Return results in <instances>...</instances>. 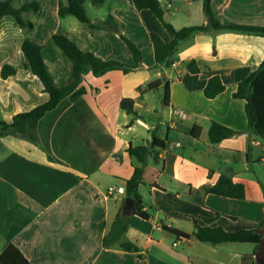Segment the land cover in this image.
Listing matches in <instances>:
<instances>
[{
	"label": "crops",
	"instance_id": "1",
	"mask_svg": "<svg viewBox=\"0 0 264 264\" xmlns=\"http://www.w3.org/2000/svg\"><path fill=\"white\" fill-rule=\"evenodd\" d=\"M21 1L27 0H20L19 5ZM29 1L41 6L40 17L32 21L35 28L30 38L43 46L45 63L58 85L68 81L71 70L67 57L53 43L55 34L103 60L134 63L116 32L93 30L73 16L60 17V0ZM159 1L166 11L165 20L177 30L208 24L202 0ZM212 7L222 23L264 27V0H212ZM85 9L92 23L114 17L122 35L142 47L146 69L84 75L86 95L77 102L67 98L49 112L39 123L37 144L0 135V255L12 243L32 264H259L253 244L212 246L194 238L179 239L164 226L193 234L194 219L202 225L200 217L220 213L212 226L228 232L262 229L264 142L252 136L246 101L234 94L238 84L264 61V37L228 31L200 34L180 44L170 68H154L150 33L165 42L171 37L150 10L138 11L133 0H107L100 6L86 0ZM6 20L0 22V71L9 62L21 66V72L0 80L2 111L8 110L5 122L11 123L15 115L47 102L49 95L23 59L21 28L13 18ZM192 62L200 73L189 71ZM213 76L221 78L226 90L209 100L204 90ZM155 81L162 86L153 91L164 90L165 83H170V104H161L170 119L164 136L139 111L158 114L152 91L139 90ZM128 98L134 100L141 119L133 121L120 108ZM180 113L187 118H179ZM212 122L240 135L213 145L208 139ZM194 126L201 128L199 138L192 135ZM140 129L148 134L147 143L155 129L167 145L160 153L163 173L157 187H149L148 200L140 191L150 218L130 216L125 236L139 252L104 248L102 242L126 200L125 193L112 196L108 190L113 186L125 190L134 168L141 166L128 153L131 146H139L134 140ZM223 174L244 185L245 199L204 192V186L215 185ZM184 221L193 228L184 229ZM245 244L251 245L247 251L241 250Z\"/></svg>",
	"mask_w": 264,
	"mask_h": 264
},
{
	"label": "trees",
	"instance_id": "2",
	"mask_svg": "<svg viewBox=\"0 0 264 264\" xmlns=\"http://www.w3.org/2000/svg\"><path fill=\"white\" fill-rule=\"evenodd\" d=\"M14 0H0V22L6 17H12L18 27L30 34L35 24L26 21L24 14L33 13L36 17H40L41 6L35 1H23L18 7L13 5ZM107 0H92L93 4L100 6ZM204 12L208 18L207 25L189 26L177 30L172 24L165 20V9L159 0H133V4L138 11L150 10L164 25L168 31L171 41L165 42L158 34L150 33V40L154 48V56L157 68L164 66L171 67V62L179 46L182 42L193 39L200 34H209L211 32H237L249 33L264 37V27L225 24L219 21L212 7V0H202ZM86 0H60L59 16H73L83 24H87L93 30H108L119 34L125 42L128 49L134 57L133 64H127L117 60H103L92 52L83 51L79 46L68 37L55 34L52 37L55 46L67 57L70 63V77L63 85H58L54 77L51 75L44 57L43 46L32 41L30 37H25L22 44V53L24 54L28 66L32 73L40 80L43 85L44 92L49 95V100L34 109L19 113L13 117L11 123L2 122L0 124V135H12L21 137L31 141L34 144L39 142L38 126L40 121L51 111L55 110L60 103L69 98L72 102H77L86 95V89L82 85L84 75L91 72L94 76L100 77L111 71H122L129 74L142 69H146L143 65L142 47L127 39L122 35L120 27L114 17L109 16L105 21L92 23L88 18L85 9ZM192 74L200 73L195 62L188 66ZM17 73L16 67L6 64L0 71V80H8ZM162 86L161 81H155L143 88L147 91H153ZM226 90V86L219 76H213L209 79L204 95L207 99L213 100ZM234 98L246 101V113L249 123V131L252 136L259 138L264 142V61L259 68L249 74L242 82L238 84L237 92ZM171 91L170 83L164 85L163 103L167 107L170 104ZM135 102L132 99H123L120 108L128 115L133 117V121L141 119V116L135 111ZM201 128L194 126L192 135L196 138L200 137ZM240 135L224 125L212 122L208 139L213 145H217L222 141ZM152 139L144 145L131 146L128 149L130 156L134 157L141 166L134 168L132 176L126 181L125 197L132 198L136 201L135 213L143 220H149L150 215L145 210L143 197L140 194L141 186L156 188L160 179L163 168H159L161 160L160 153L167 148L166 142L159 139L152 132ZM149 162L152 165H149ZM203 190L206 194H214L226 198L243 200L245 199V187L242 184L235 183L230 175L223 174L213 186H204ZM222 214L216 213L214 217H200L202 225L194 219L195 232L193 234L185 233L177 228L165 227L164 230L176 236L179 239L194 238L202 243L212 246L234 243H249L255 245L256 250L261 244L263 236L256 231L242 230L239 232H228L221 226H212L217 218ZM130 217L123 215L122 211L117 215L110 231L104 238L102 246L104 248L118 247L126 252L137 253L139 249L126 238L129 227ZM263 225V223H262ZM0 264H32L22 253V251L14 244L10 243L6 246L0 255Z\"/></svg>",
	"mask_w": 264,
	"mask_h": 264
},
{
	"label": "rangeland",
	"instance_id": "3",
	"mask_svg": "<svg viewBox=\"0 0 264 264\" xmlns=\"http://www.w3.org/2000/svg\"><path fill=\"white\" fill-rule=\"evenodd\" d=\"M19 3H20V0H14L13 1V5L15 7H18ZM24 18H25L26 21H30V22L33 21L34 22V21H37L38 17H36L33 13H26V14H24ZM4 19H7L6 21H12L11 17H6ZM4 26L7 27L8 26V22L7 23L4 22ZM8 31H10V30H8ZM21 34L23 35V37H30L31 33L27 34L25 30L21 29ZM14 36H16V35H14ZM23 59H25L24 56H23ZM7 64L16 67V69L20 70V72H21V66H19V64H14L12 62H9ZM36 82H37L38 86L41 87L39 81L37 80ZM2 93H3V86H2V83H0V95ZM152 93L155 95V98H156V100L158 102V105H159L158 114L157 113H153V112H149V113L146 114L145 110H141V109H139V111H142L143 113H145L144 117H145L146 120H148V123L150 125L154 126V127H159L158 132H159L160 136H164L166 134V132H167V129H168L167 127L169 126V122H170L168 114L164 111L163 107H161V104H162V101H163V98H164V90H163V88H160L159 91H152ZM21 109H24V107H21ZM5 111H6V113L8 112V110H5ZM6 113H4L2 111L1 96H0V123L1 122H5V121H7L9 119L8 116H6ZM153 131H155V129ZM138 133H140V136H139L138 139L134 140L135 141L134 144L135 145H143L142 139H144V141H145L144 143L146 144L147 143L146 139H148V137H149L148 134L145 131H143V129H140V132H138ZM206 136H207V134H206ZM150 137H151V133H150ZM133 161L135 163H137L136 159H134V158H133ZM260 172H261L260 173V179L264 182V174L262 173L263 172L262 171V166H260ZM162 183L164 184L165 182L162 181ZM148 190H149L148 186H141L140 187V191L146 197V200L149 199L147 197ZM150 212L154 213L152 210H150ZM181 225H182V227L184 229H187V230H191L193 228V226H191L189 223H186L185 221ZM173 226L175 227V225H173ZM250 247H251V245L245 244V245H242L241 250L247 251V250H249Z\"/></svg>",
	"mask_w": 264,
	"mask_h": 264
},
{
	"label": "water",
	"instance_id": "4",
	"mask_svg": "<svg viewBox=\"0 0 264 264\" xmlns=\"http://www.w3.org/2000/svg\"><path fill=\"white\" fill-rule=\"evenodd\" d=\"M135 205L136 201L134 199L126 198L122 210L123 215L128 217L132 216L135 213ZM258 233L263 236V239L261 240V244L255 257L259 264H264V224L262 229H260Z\"/></svg>",
	"mask_w": 264,
	"mask_h": 264
},
{
	"label": "built area",
	"instance_id": "5",
	"mask_svg": "<svg viewBox=\"0 0 264 264\" xmlns=\"http://www.w3.org/2000/svg\"><path fill=\"white\" fill-rule=\"evenodd\" d=\"M179 118L186 119L187 118V115L185 113H180L179 114ZM123 193H125V190L124 189H122V188L118 189L115 186L110 187L109 190H108V194L109 195H112V196H116L117 194H123Z\"/></svg>",
	"mask_w": 264,
	"mask_h": 264
}]
</instances>
